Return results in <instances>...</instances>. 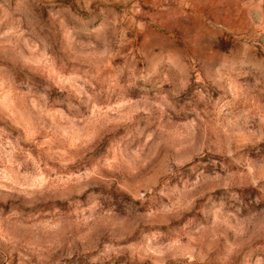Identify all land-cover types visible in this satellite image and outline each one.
I'll return each instance as SVG.
<instances>
[{
  "label": "rangeland",
  "instance_id": "rangeland-1",
  "mask_svg": "<svg viewBox=\"0 0 264 264\" xmlns=\"http://www.w3.org/2000/svg\"><path fill=\"white\" fill-rule=\"evenodd\" d=\"M0 264H264V0H0Z\"/></svg>",
  "mask_w": 264,
  "mask_h": 264
}]
</instances>
